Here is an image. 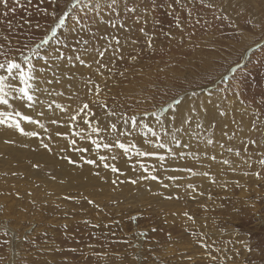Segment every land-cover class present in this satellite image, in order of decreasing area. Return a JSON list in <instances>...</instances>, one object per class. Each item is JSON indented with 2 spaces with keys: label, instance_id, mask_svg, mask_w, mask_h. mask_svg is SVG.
<instances>
[{
  "label": "rangeland",
  "instance_id": "rangeland-1",
  "mask_svg": "<svg viewBox=\"0 0 264 264\" xmlns=\"http://www.w3.org/2000/svg\"><path fill=\"white\" fill-rule=\"evenodd\" d=\"M37 2L38 0H32V4L28 5L27 0H21L28 11L32 12L31 17L24 9L18 8L15 13L9 12L7 18L3 15L7 9L0 3V41L9 36L15 44V33L24 30L18 26L26 20H31L32 24L39 21L42 25L48 22L49 18L36 12L34 5ZM156 2L158 0H136L139 21L129 19L123 30L114 33L122 38L125 60L117 61L111 72L105 69L104 76L98 77L93 75L95 64L89 69L85 65L76 64L73 67L71 63L62 62V72L58 70L55 81L50 71L52 65L45 63L48 58L41 57L37 64V81L34 86L39 101L37 110L33 106L29 108V113H24L21 108L18 109L16 103L15 108L44 123L48 117L46 105L53 100L65 105L72 103L68 96L73 92L84 96V81L91 76L97 82L106 79L109 87L113 89V94L124 93L144 101L136 104L133 100L125 101L124 96L117 97L121 103L133 104L136 111H154L160 104H165L176 96L183 97L188 107L199 105L201 112H204L205 107L209 108V112L205 113L208 119L205 122L200 117L198 119L201 124H215V127H208L207 132L203 134L204 138H211L213 143L205 145L204 138L197 140L196 132L193 131L192 138L195 141L191 139V147H184L185 143L189 142L186 138L181 140L179 146L170 145L175 148V152L178 151L175 157H168L164 162L167 171L161 169L153 157H137L133 153L129 159L119 149H113L111 153L101 150V155L117 156V160L109 159L108 162L115 163L125 174L120 175L104 169L102 164L99 167L87 164L83 167L69 165L61 156H71L80 162L81 154L71 151L68 143V140L73 138L71 135L64 139L55 136V133H69L70 129L66 126H55V133L42 130L40 136L46 143L49 142L48 135L52 134L53 152H48L42 147H31L28 150L19 145L20 151L6 155V161L0 159V168L6 169V172L0 170V183L4 186L6 181L16 182L9 190L7 187L2 189L0 185V241L5 238L11 240V244L0 246V264H203L198 258L201 250L191 244L188 235L190 231L207 233L210 242L216 241L220 247L238 249L239 256L229 261V264H264V180L257 181L251 175H244V172L253 169L241 163V160L252 155L255 149L250 148L248 154L242 152L239 157L226 150L233 145L236 148L242 147L241 139L234 134L240 130L237 129L236 123H232L233 119L239 121L240 116L232 112L227 116L220 115L224 107L229 106L228 100L223 101V104L219 100V97L225 95V85L213 86L208 82L209 77L223 72L229 62L236 61L245 50L250 49L240 63L248 66L247 102H251L253 95L259 102V88L264 85V50L257 49L255 45H264V0H215L219 7L211 11L201 7L198 0H181L174 8L182 29L176 27L172 15L166 14L168 9L164 4L155 7ZM167 2L168 0H165V3ZM124 3L128 4L129 0H124ZM96 5V9L89 6V13L99 9L100 0H96ZM13 6L14 0H9V7ZM42 6L51 9V5ZM189 10L192 12L191 16L188 15ZM117 11H120L119 6ZM104 15L107 18L111 13L105 12ZM123 15L127 16V11H124ZM221 15L227 18H216ZM6 20L12 22L11 31ZM157 21L161 23L157 24ZM104 22L102 19L101 23ZM141 26L145 28L147 36L139 31ZM33 31L35 38L39 39L40 31ZM63 31L67 34L68 28L65 27ZM168 31H171V38L165 35ZM151 37H154L153 47L149 48L146 40ZM133 40L139 43L133 45ZM61 41L63 42V37ZM101 46L102 42H99L97 48ZM91 51L89 48V52ZM130 53H139L138 59L132 60ZM84 59L92 63L87 56ZM105 59L107 60V57ZM120 71H125L124 77L119 75ZM46 81L52 82L50 84ZM54 83H58L57 88L50 89V85ZM75 84L76 86H73ZM192 91H196L197 96H191ZM57 92H64L65 95L57 96ZM186 93L188 95H185ZM227 95L230 97L231 92ZM48 98L50 100L47 103ZM108 102L112 103L111 100ZM204 103L209 107H203ZM75 106V103H72V107ZM40 113L44 115L39 118ZM51 113L50 118L62 116L58 110ZM212 116L215 117L214 121ZM143 122L149 123L159 131L154 117H144ZM165 123L167 124V121ZM22 126L26 131H33L37 125L31 126L29 123L28 127V122L23 121ZM167 127L173 128V125L167 124ZM78 128L86 130L83 124L78 125ZM192 129H195V123L192 124ZM12 135L24 138L15 130ZM180 135L186 136L183 133ZM141 136V133L136 132L127 139L142 149L147 148L146 144L141 143ZM34 138L40 142L39 138ZM76 139L79 147L90 148L83 156L97 158V153L86 138ZM220 144H224L225 148L218 147ZM61 148L69 150L60 152ZM194 150L199 159H193ZM218 152L224 153L220 155ZM212 154L217 156L215 162L208 159ZM223 159L229 160L235 171L229 165L220 163ZM141 162L149 166L156 165L160 170L155 174L170 187L165 189L158 182L150 180L141 181L136 185L124 182L138 179L144 174L139 167ZM186 167H191L197 173L208 171L210 176H192L184 170ZM96 172L100 173L99 177L95 175ZM173 175L180 179L169 181L167 177ZM40 176L46 177L45 182L42 178H37ZM212 177L215 178V183L211 182ZM113 180L117 181L115 185L112 184ZM64 181L69 183L68 191L62 187L61 183ZM188 184H193L196 191L188 189ZM170 195L180 198L169 200L167 197ZM192 196H195V199H192ZM84 197L94 201L99 205V209L89 204ZM184 212L194 217L195 222L183 216ZM132 216L137 219L131 220ZM153 228L156 229L155 232L152 231ZM186 229L188 231H185ZM5 230L9 232L8 237L2 234ZM140 232H146L147 237L135 235ZM114 240H129L130 244L113 243ZM228 241L233 243L230 245ZM249 241L254 249L251 253L243 247V244ZM137 243L142 244L139 251L147 257L146 260L138 262L134 259L137 249L131 245ZM88 245L94 247L90 248ZM57 248L61 251H55ZM72 248L76 251H69ZM182 253L196 255L197 259L188 261Z\"/></svg>",
  "mask_w": 264,
  "mask_h": 264
},
{
  "label": "snow or ice",
  "instance_id": "snow-or-ice-1",
  "mask_svg": "<svg viewBox=\"0 0 264 264\" xmlns=\"http://www.w3.org/2000/svg\"><path fill=\"white\" fill-rule=\"evenodd\" d=\"M198 2L201 7L210 11L219 7L215 3V0H198ZM0 3L7 9L3 13L5 18L8 17L9 12L15 13L18 8L24 9L29 17L32 16V12L28 11V8L21 3V0H14L15 6L13 7H9V0H0ZM27 3L31 5L32 0H27ZM135 3L136 0H129L128 4L124 3V0H100L99 9L89 13V6L96 9V0H38L34 5L36 12L45 18H49L48 22L42 25L39 21L32 24L31 20H26L18 26L24 30L15 33V44L9 36H5L3 41H0V58H2L0 59V106H4L5 108L4 111H0V126L13 129L24 137H37L40 139V147L48 152H53V147L51 146L52 134L48 135L47 139L49 142L46 143L39 132L34 130L26 131L25 127L22 126V122L26 121L48 132L49 130L45 124L38 119H33L30 115H25L17 111L15 108V102L17 100L24 102L28 108H32L36 103H39L35 95L36 89L34 87L37 81L36 72L38 70L37 64L39 58H48L45 63L46 65H52L50 71L53 74V80H55L58 70L62 72V62L71 63L73 67L76 64L85 65L89 69L95 64L96 69L93 75L103 77L105 69L111 72L117 61L125 60L122 38L114 35V33L123 30L129 19H132L134 22L139 21L138 8L135 6ZM180 3L181 0H168L167 3H165V0H158L155 3V7H160L161 4H164L168 9L166 14L173 16V22L178 29H182V25L179 22V17L175 16L174 5ZM44 4L51 5V9L43 7L42 5ZM130 4L133 6L130 7ZM118 6L120 8L119 12L117 11ZM124 11H127V16L123 15ZM105 12L111 13V15L105 18ZM188 15H192L191 10L188 11ZM216 18L226 19L227 17L221 15ZM102 19L105 21L104 23H101ZM6 23L11 31V20H6ZM159 23L161 22L157 21V24ZM25 25H27V28H25ZM65 27L68 28L67 34L63 31ZM33 29L40 31L41 35L39 39L35 38ZM139 31L145 36L148 35L143 26L139 28ZM165 35L171 38V31L166 32ZM61 37H63V42L61 41ZM153 39L154 37H151L146 40L147 47H153ZM99 42H102V46L98 49L97 44ZM131 43L136 45L139 41L133 40ZM255 46L257 49L264 50V45L262 44H256ZM89 48H91V52H89ZM249 50H245L243 55L236 61L229 62L223 72H220L215 77H209L208 82L213 86L225 85L223 88L225 95L219 97V100L222 104L223 101L228 100L229 106L224 107L220 115L227 116L229 112H232L240 116L239 121L233 119L232 123H236L237 129L240 130L234 134L237 138L241 139L242 147L236 148L233 145L226 150L239 157L242 152L248 154L250 148H254L255 152L252 155H248L247 158L242 159L241 163L249 165L253 169L252 171L244 172V175H251L257 181H260L264 180V85L259 88V102L256 101L255 95L251 97L250 103L247 102L248 97L246 93L249 88L248 66L247 64H241L240 60L243 59L244 55L248 54ZM133 51H135L134 48ZM129 55L134 61L139 57V53L135 55L130 53ZM85 56L92 63H88L84 59ZM106 57L107 60L105 59ZM259 63L260 61L258 60L257 64ZM125 71H120L119 75L124 77ZM237 73L239 74L237 75ZM46 82L51 83L52 81ZM84 84L86 88L84 96H81L78 92H73L68 96V100L75 103L76 106L74 108L72 107V103L65 105L55 100L46 105L49 111L55 112L58 110L62 114V116L51 118V125L57 127L66 126L70 129L69 133L57 131L55 136L67 139L71 135L73 138L68 140L71 151L81 154L80 162L72 159L71 156H61V159L65 160L69 165L83 167L84 164H87L93 167H99L102 164L104 169H109L114 174L125 175L115 163L108 162L109 159L112 161L117 160V156L112 155L109 157L99 154L101 150H107L111 153L113 149H119L129 159H131L133 153L137 157H153L160 165V168L167 171L164 162L168 157H175L177 155L170 145L175 144L179 146L181 140L185 138L191 141L193 131L196 132V138L199 140L204 138L203 134L207 132L208 127H215L214 123L205 125L199 122L198 117L205 120L208 119V116H205V113L209 112L207 107L204 108V112L200 111L199 105L188 107L183 97L180 96L170 98L165 104H160L156 107L154 111H136L133 109V104L127 102L121 103L117 97L124 96L125 101L133 100L136 104H141L144 101L137 100L135 97L128 96L124 93L113 94V89L109 87L106 79H101L100 82H97V80L89 76L85 79ZM228 92H231L230 97L227 95ZM56 95L63 97L65 93L57 92ZM185 95L188 94L186 93ZM190 95L195 97L197 96V92L192 91ZM109 100L112 101L111 104H109ZM7 109H11V111ZM129 110H131V114H129ZM40 115L43 116L44 114L40 113ZM209 115L211 114L209 113ZM148 116L156 119L159 131L150 126L149 123L143 122V118ZM211 119L214 121L215 117L212 116ZM166 121L167 124H172L173 128H168L165 123ZM193 123H195L194 130L192 129ZM80 124L85 125L87 131L85 128H78ZM243 129L247 131L245 132ZM136 132L142 134L141 143L146 144L148 146L147 148L142 149L135 142L127 139L132 137ZM169 133L171 134L169 135ZM181 133L186 134V136H181ZM77 137L81 139L86 138L89 141L97 153L96 159L83 156V153L89 152L90 148L79 147L77 145ZM204 142L210 145L213 143V140L211 138H204ZM5 143L11 144L15 143V141L6 140ZM191 146V143H185L184 145L185 148ZM219 147L224 149L225 145L220 144ZM68 150V148H61L59 151L67 152ZM181 155H184V153H181ZM192 156L193 159H199L195 150ZM208 159L209 161L215 162L217 156L211 155L208 156ZM220 163L232 167L230 161L227 159L221 160ZM34 167H39V165H34ZM139 167L144 174L138 179H130L124 182L136 185L141 181L150 180L158 182L165 189L170 187L168 183H164V180L159 175L155 174L160 170L156 165L149 166L141 162ZM184 170L192 176L198 174L205 177L210 176L208 171L197 173L191 167H186ZM232 170L235 171V168L232 167ZM95 175L99 177L100 173L96 172ZM167 179L169 181H176L180 177L173 175L168 176ZM211 182H216L214 177L211 178ZM116 183V180L112 181L113 185ZM186 187L193 192L196 191V187L193 184H188ZM179 198V196L173 197L171 195L167 197L169 200ZM65 199H70V197H65ZM84 199L99 209V205L95 204L94 201L87 197H84ZM192 199H195V196H192ZM100 211H103V209H100ZM183 216L193 221V223L195 222L194 217L188 212H184ZM130 219L135 221L137 217L132 216ZM64 227L66 229L67 225ZM93 227L98 228L100 225H93ZM152 231L155 232L156 229L153 228ZM185 231L188 230L186 229ZM220 231L223 232L225 229H220ZM2 234L4 237H8L9 232L5 230ZM44 235L46 236L47 233L45 232ZM112 235L114 236L115 233H112ZM135 235L147 237L148 234L146 232H140ZM188 235L191 239L192 246L201 250L198 258L203 264H229V261H233L239 256L238 249L220 247L216 241L210 242V237H208L207 233L190 231ZM169 236L171 237V234ZM112 242L130 244L129 240H114ZM227 243L231 245L233 242L228 241ZM9 244H11V240L7 238L0 241V246ZM131 246L137 249V252L134 254V259L138 262L147 259L139 251L142 248V244L137 243ZM88 247L91 248L94 246L88 245ZM243 247L249 253L254 250L250 241L244 243ZM55 251H61V249L57 248ZM69 251L75 252L76 249L72 248ZM97 255L100 254L97 253ZM181 255L188 261L197 259L196 255H187L186 253H182Z\"/></svg>",
  "mask_w": 264,
  "mask_h": 264
},
{
  "label": "bare ground",
  "instance_id": "bare-ground-1",
  "mask_svg": "<svg viewBox=\"0 0 264 264\" xmlns=\"http://www.w3.org/2000/svg\"><path fill=\"white\" fill-rule=\"evenodd\" d=\"M248 22V21H247ZM79 71V70H78ZM83 71V70H82ZM77 72V71H76ZM61 76V75H60ZM72 78V77H71ZM74 78H76V77H74ZM66 80V79H65ZM56 81V80H55ZM51 84V83H50ZM57 85H58V83H54V85H50L51 87H50V89H56L57 88ZM49 85H47V87H48ZM73 86H76V84L75 85H73ZM70 89V88H69ZM78 89V88H77ZM68 90V89H67ZM74 90V89H73ZM38 92V91H37ZM80 92H82V91H80ZM206 92V91H205ZM39 93V92H38ZM72 93V92H71ZM48 100H50V98H48L47 99V103H48ZM219 102V101H218ZM16 104H18V109L19 108H21V110H22V112H24V113H29L28 111H29V108L26 106V104L24 103V102H22V101H19V100H17L16 102H15ZM44 103V106L46 105L45 104V102H43ZM37 105H39L38 103H36L34 106L36 107V109L35 110H37ZM43 105V104H42ZM208 106V104L207 103H204L203 104V107H205V106ZM220 105V104H219ZM44 106H40L41 108H44ZM209 107V106H208ZM220 107V106H219ZM17 108V107H16ZM207 109H209V108H207ZM221 109V108H220ZM5 110V108H4V106H0V111H4ZM8 111H11V109H7ZM17 110V109H16ZM31 111V110H30ZM202 111V110H201ZM53 112V111H52ZM46 113H47V119H46V121H44V124H45V126H46V128H49L50 130V132H56L55 131V125H51V123H50V116H51V111H46ZM218 113V112H217ZM35 114V113H34ZM56 114V113H55ZM35 115H38V114H35ZM54 115V114H53ZM62 115V114H61ZM30 116H31V114H30ZM40 116L41 115H39V118H40ZM206 116V115H205ZM33 119H35V118H33ZM201 119V118H200ZM204 120V122H205V119H203ZM202 120V121H203ZM200 121V120H199ZM201 121V122H202ZM203 124V123H202ZM206 124H208V123H206ZM31 126H34L33 124H30ZM220 125H223V124H220ZM25 127H26V125H25ZM28 127H29V123H28ZM32 128V127H31ZM30 128V129H31ZM35 130L34 131H39V133L43 130V129H40L38 126H35ZM29 128H28V130H30ZM3 130V131H2ZM9 132H8V131ZM33 130V129H32ZM12 131H13V129H7V128H5L4 126H0V159H2V160H4V161H6V159H8V158H6L5 156L6 155H10V154H12V153H15L17 150H19L20 151V149H19V145H22L24 148H27L28 150L32 147V148H36V147H40V142H38L34 137H24V138H22L21 139V137L20 136H15V135H12ZM43 132V131H42ZM49 133V132H48ZM142 135V134H141ZM193 137V136H192ZM194 138V137H193ZM192 138V139H193ZM35 139V140H34ZM6 140H12V141H15V143H11V144H9V143H5V141ZM194 140V139H193ZM195 141V140H194ZM194 141H192V142H194ZM45 142V141H44ZM26 143V144H25ZM188 143H191V141H189ZM191 144H193V143H191ZM173 145V144H172ZM205 145H207V144H205ZM174 146V145H173ZM175 147V146H174ZM173 147V149L175 150V148ZM219 147V146H218ZM215 149H216V147H215ZM218 149V148H217ZM177 150V149H176ZM178 151V150H177ZM176 151V152H177ZM221 151H223V150H221ZM215 152H217V151H215ZM214 152V153H215ZM220 152V151H219ZM218 152V153H219ZM224 153V152H223ZM223 153H219L220 155H222ZM217 154V153H216ZM219 154H217V155H219ZM15 155V154H14ZM200 155H202V154H200ZM213 155V154H212ZM18 156V155H17ZM81 156V155H80ZM179 156H180V154H179ZM205 156V155H204ZM10 157V156H9ZM39 157V156H38ZM207 157V156H206ZM218 158H219V156H218ZM201 159H202V157H201ZM207 159V158H206ZM178 160V159H177ZM208 160V159H207ZM139 161V160H138ZM181 161V160H180ZM203 161V160H202ZM221 161V160H220ZM42 162V161H41ZM221 166V165H220ZM222 166H224V165H222ZM201 167V166H200ZM221 168V167H220ZM0 170H1V172L2 171H5L6 172V169L5 168H3V169H1L0 168ZM41 170V169H40ZM135 172H136V170H135ZM137 173V172H136ZM140 174H141V172H140ZM140 174H136V175H140ZM6 175V174H5ZM8 175V174H7ZM4 176V175H3ZM1 177V176H0ZM3 178V177H2ZM38 179L39 178H42L43 180V182H45V179H46V177L44 176V177H37ZM6 179V178H5ZM47 179H48V177H47ZM62 180H64V178H61ZM1 180V179H0ZM7 180V179H6ZM5 180V181H6ZM47 181V180H46ZM52 181V180H51ZM1 182V181H0ZM16 183V182H15ZM15 183H13L12 181H6L5 183H4V186H3V184L2 183H0V185H1V187H2V189H4L5 190V188L7 187V189L9 190V187H12V185L13 184H15ZM18 183V182H17ZM62 184V187H64L67 191H68V189H70V187H69V183L68 182H66V181H64V182H62L61 183ZM54 187V186H53ZM55 188V187H54ZM59 189V188H58ZM51 190H53V189H51ZM54 191H55V189H54ZM168 191V190H167ZM5 193V192H4ZM11 196V195H10ZM1 204V203H0ZM2 205V204H1ZM0 223H1V219H0Z\"/></svg>",
  "mask_w": 264,
  "mask_h": 264
}]
</instances>
